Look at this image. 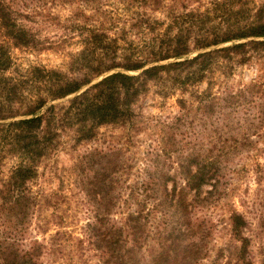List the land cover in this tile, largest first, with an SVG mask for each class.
I'll return each mask as SVG.
<instances>
[{"label":"trees","instance_id":"16d2710c","mask_svg":"<svg viewBox=\"0 0 264 264\" xmlns=\"http://www.w3.org/2000/svg\"><path fill=\"white\" fill-rule=\"evenodd\" d=\"M30 1L29 7L0 0V264H47L42 258L61 250L62 230L49 242L25 238L30 225L46 233L48 222L37 220L43 203L53 206L51 216L60 203L56 192L43 196L41 178L52 155L66 149L65 137L72 142L67 151L89 147L101 127L120 135L110 131L106 151L90 147L79 155L84 196L94 207L88 238L99 257L107 264H197L207 250L186 236H206L203 221L192 220L208 200L201 191L210 186L206 193L216 192L224 157L264 130V0ZM56 8L67 11L59 15ZM39 15L44 19L36 22ZM24 18L57 27L56 47L77 45L68 52L66 71L14 63L12 47L52 48ZM246 65L254 77L235 91L218 89L233 85L235 68ZM151 87L163 99L176 96L171 117L142 114L139 102ZM146 128H157L166 141H158L154 158L148 153L149 163L125 184L134 164L124 150ZM237 130L244 131L240 140ZM165 203L173 215L164 212L155 225L157 207ZM229 220L240 246L228 257L250 264L246 221L237 211Z\"/></svg>","mask_w":264,"mask_h":264},{"label":"rangeland","instance_id":"374dc122","mask_svg":"<svg viewBox=\"0 0 264 264\" xmlns=\"http://www.w3.org/2000/svg\"><path fill=\"white\" fill-rule=\"evenodd\" d=\"M21 1H25V5L27 4L29 7L33 5L30 0ZM208 1L201 0V4L205 5ZM253 1L259 2L262 0ZM192 5L197 6L198 3L192 2ZM21 9L28 8L22 6ZM53 11L59 15H64L67 9L56 8ZM43 19L44 16L39 15L36 22L43 21ZM215 21L218 20L206 23V27L211 28L216 25ZM22 23L27 27L39 28L38 35L46 44L56 41L60 35L58 28L49 22L33 23L24 18ZM56 46L57 44L51 43L49 47L52 48L42 50L12 47L10 52L14 63L19 67L26 68L29 65H39L47 69L66 71L69 59L68 52L75 51L77 45ZM254 74L253 66L236 67L229 79V82L233 85H224L218 89L226 88V90L235 91V89L242 86L241 84L247 83L254 77ZM87 86L89 85L83 86L81 90ZM214 86L213 90L217 89V85ZM200 87H205V85H200ZM175 98L176 96L163 99L157 94V89L151 87L149 92L140 100L139 107L144 116H156L158 119L165 120L177 110L174 105ZM65 99L55 102H62ZM110 131L116 133V137H119V130L101 127L100 132L102 134L99 141L96 140L94 143H90L89 147L79 145L71 151H67V149H70L71 139L65 137L64 141L67 142V145L64 147L66 149L55 152L50 159V165H47L44 169L41 178L43 196L48 197L50 193L56 192L57 196L60 195L61 197L60 203L55 209V216H51V212L54 210L53 206L44 202L37 220L48 222L43 226L47 229L46 233L34 232L30 225L25 238L28 241L30 237L37 236L39 240L46 238L49 242L50 236L56 230H62L63 233L58 240L61 244V250L45 255L42 260L47 264H107L104 258L99 257V251L95 249V246L89 242L87 223L94 222V207L84 196L85 191L80 182L81 179L85 178L81 169L80 156L89 151L90 147H97L106 151L109 140L113 137ZM236 133H239L237 137L240 140L244 131L237 130ZM163 135L166 134L158 133L157 128L156 132L146 128L134 137L135 143L131 144V147L126 151L124 150L123 153V156L129 158L130 162L132 160L134 164L130 173L123 176L126 177L125 184L135 181L136 173L145 166L146 162L149 163L150 154L154 158L155 151L153 147L157 145L158 141L163 143L166 141V136ZM249 140H247L249 142H242L244 144H240L238 149L233 150L224 157L216 192L212 191L211 194H207L206 191L211 189L210 186L203 187L201 191V197L206 196L208 200L202 208L193 211L192 220L197 223L203 221V230L205 229L203 234H206V236L204 239H199L201 232H197L195 235L190 233L189 236H186V240L194 239L198 241L200 246H205L207 250L206 256L197 264H235L234 256L228 257L233 253L234 246H240V242L231 237L229 215L232 211L240 213L246 221L243 235L247 238L245 253L247 260L250 264H264V130L252 136ZM148 153L150 154L147 156ZM162 164H164V169L169 168L170 173L173 172V167L168 162L161 160L159 165ZM9 166L10 161L6 160L3 167L5 173ZM153 205L154 201L149 199L147 207ZM119 210L113 211V214ZM122 211H124V208H122ZM173 211L172 206L168 203L158 205L154 220L155 225L163 222L164 212L169 218L173 215ZM57 216L62 217L63 224L55 222L59 221Z\"/></svg>","mask_w":264,"mask_h":264},{"label":"water","instance_id":"95a60500","mask_svg":"<svg viewBox=\"0 0 264 264\" xmlns=\"http://www.w3.org/2000/svg\"><path fill=\"white\" fill-rule=\"evenodd\" d=\"M107 74H108V73H107ZM107 74H105V75H103V76L99 77L98 79H96V80H95V81H93L92 83H94V82H96V81L100 80L102 77L106 76ZM92 83H91V84H92Z\"/></svg>","mask_w":264,"mask_h":264}]
</instances>
